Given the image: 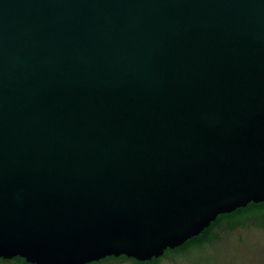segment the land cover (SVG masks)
Here are the masks:
<instances>
[{
    "label": "water",
    "instance_id": "water-1",
    "mask_svg": "<svg viewBox=\"0 0 264 264\" xmlns=\"http://www.w3.org/2000/svg\"><path fill=\"white\" fill-rule=\"evenodd\" d=\"M264 202V0H0V258L138 261Z\"/></svg>",
    "mask_w": 264,
    "mask_h": 264
},
{
    "label": "rangeland",
    "instance_id": "rangeland-1",
    "mask_svg": "<svg viewBox=\"0 0 264 264\" xmlns=\"http://www.w3.org/2000/svg\"><path fill=\"white\" fill-rule=\"evenodd\" d=\"M217 238L193 246L189 251L164 258L161 264H264V217L249 220L235 229L223 224L215 230ZM0 264H16L3 262ZM97 264H135L117 260Z\"/></svg>",
    "mask_w": 264,
    "mask_h": 264
},
{
    "label": "trees",
    "instance_id": "trees-1",
    "mask_svg": "<svg viewBox=\"0 0 264 264\" xmlns=\"http://www.w3.org/2000/svg\"><path fill=\"white\" fill-rule=\"evenodd\" d=\"M264 217V202L262 203H250L247 207H242L235 210L232 213L222 214L218 216V218L212 222V224L207 227L200 235L191 238L182 246H179L174 249H168L165 254L158 258H153L152 260L147 261H138L134 258H128L125 255H121L119 257L109 256L105 259H102L98 262H92L90 264H97L101 262H112L117 260H131L135 264H161L164 258H168L173 254L189 251L193 246L201 245L203 243H210L217 238V234L215 232L217 227L226 224L230 229H235L238 225L246 224L249 220L258 219ZM0 261L3 262H15L16 264H30L27 263L26 260L20 256H17L13 259H3L0 258Z\"/></svg>",
    "mask_w": 264,
    "mask_h": 264
},
{
    "label": "flooded vegetation",
    "instance_id": "flooded-vegetation-1",
    "mask_svg": "<svg viewBox=\"0 0 264 264\" xmlns=\"http://www.w3.org/2000/svg\"><path fill=\"white\" fill-rule=\"evenodd\" d=\"M240 225H242V224H240ZM90 264V263H89Z\"/></svg>",
    "mask_w": 264,
    "mask_h": 264
}]
</instances>
